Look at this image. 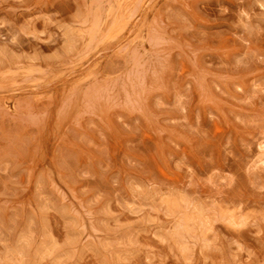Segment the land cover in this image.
<instances>
[{
  "label": "rangeland",
  "instance_id": "rangeland-1",
  "mask_svg": "<svg viewBox=\"0 0 264 264\" xmlns=\"http://www.w3.org/2000/svg\"><path fill=\"white\" fill-rule=\"evenodd\" d=\"M0 264H264V0H0Z\"/></svg>",
  "mask_w": 264,
  "mask_h": 264
}]
</instances>
